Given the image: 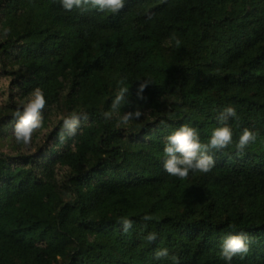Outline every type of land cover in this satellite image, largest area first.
Returning a JSON list of instances; mask_svg holds the SVG:
<instances>
[{
    "label": "trees",
    "instance_id": "1",
    "mask_svg": "<svg viewBox=\"0 0 264 264\" xmlns=\"http://www.w3.org/2000/svg\"><path fill=\"white\" fill-rule=\"evenodd\" d=\"M4 80L0 264H224L230 233L248 240L231 264H264V0H125L118 13L0 0ZM120 87L119 114L142 112L126 126L103 116ZM35 88L42 125L17 144L14 113ZM228 106L232 143L209 153L215 166L168 175L167 135L187 125L207 143ZM244 128L256 139L237 151Z\"/></svg>",
    "mask_w": 264,
    "mask_h": 264
},
{
    "label": "clouds",
    "instance_id": "2",
    "mask_svg": "<svg viewBox=\"0 0 264 264\" xmlns=\"http://www.w3.org/2000/svg\"><path fill=\"white\" fill-rule=\"evenodd\" d=\"M60 8L65 11H71L73 8L85 10L89 7L100 12L118 13L123 8L125 0H58ZM7 34L5 30L4 35ZM150 82L145 80L139 82L136 86L135 95L137 99H144L143 92ZM129 88L120 87L119 92L111 101V111L103 113L105 119H112L116 116L119 125H128L130 121L139 120L142 112L133 110L119 114L123 104L128 103ZM45 106L44 93L39 88H35L29 96L21 102V106L16 109L14 116L16 122L13 127L12 135L17 144L28 145L30 143L34 129L42 125L41 110ZM236 109L228 106L222 109L217 117L222 126L211 130L207 143H201L200 135L195 128L187 125H181L172 131L163 143L162 147V167L170 176L177 178H187L189 174H204L209 172L215 166V160L209 153L219 151L228 147L232 143V130L227 121L236 117ZM77 120L74 118L64 119L63 126L69 134H74L77 128ZM257 133L248 128H244L240 133L235 144L237 151H243L250 141L256 139ZM145 221L150 217L145 215ZM119 224L122 231L127 232L133 224L128 218H119ZM146 240L152 242L156 240V233L150 232L146 235ZM248 251V240L245 235L240 233H230L222 238L219 247V258L224 264H231L232 258L238 254H246ZM169 257L167 248H159L153 252L155 260H161ZM178 264V261H177Z\"/></svg>",
    "mask_w": 264,
    "mask_h": 264
},
{
    "label": "rangeland",
    "instance_id": "3",
    "mask_svg": "<svg viewBox=\"0 0 264 264\" xmlns=\"http://www.w3.org/2000/svg\"><path fill=\"white\" fill-rule=\"evenodd\" d=\"M6 84L5 80L4 81H0V88L3 87V85ZM1 99V98H0Z\"/></svg>",
    "mask_w": 264,
    "mask_h": 264
}]
</instances>
